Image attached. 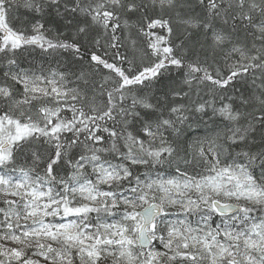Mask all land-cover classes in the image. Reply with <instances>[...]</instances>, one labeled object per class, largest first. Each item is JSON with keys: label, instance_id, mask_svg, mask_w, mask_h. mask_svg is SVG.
I'll list each match as a JSON object with an SVG mask.
<instances>
[{"label": "snow or ice", "instance_id": "obj_1", "mask_svg": "<svg viewBox=\"0 0 264 264\" xmlns=\"http://www.w3.org/2000/svg\"><path fill=\"white\" fill-rule=\"evenodd\" d=\"M198 2L203 17L180 19L178 0H0V264H264V0ZM20 9L55 10L70 39L50 37L39 19L14 28ZM193 44L205 62L187 59ZM126 45L131 57L120 54ZM28 48L87 55L89 70L21 68ZM170 67L188 88H170L172 97L195 88L196 100L168 107L167 93L156 103L141 94ZM249 77L217 107L216 90ZM202 85L212 99L200 98ZM209 110L220 124L188 141ZM163 164L176 174L152 177Z\"/></svg>", "mask_w": 264, "mask_h": 264}, {"label": "trees", "instance_id": "obj_2", "mask_svg": "<svg viewBox=\"0 0 264 264\" xmlns=\"http://www.w3.org/2000/svg\"><path fill=\"white\" fill-rule=\"evenodd\" d=\"M180 4L183 5L182 9H178L180 12V19H187L189 17L196 18V17H203L204 15V8L199 4L198 0H178ZM63 9L61 8V11ZM172 20H173V27L175 30V34L179 35L181 38H183L184 35V29L185 26L178 23V19L176 16V11H174L172 14ZM41 20V22L45 23V28L49 29L48 35L50 37L56 36L58 33H62L61 39H70L73 29L69 26H66V20L61 18L60 16L56 15L55 10H46L44 14L36 16L34 14L28 13L24 9H20L19 12L13 13L12 17L10 18V23L14 28H24L26 25L24 24L25 20H30L31 22H35V20ZM27 27L30 28V25ZM158 32H161V30L157 29ZM189 32L195 33L193 35L192 39L193 41L200 39L203 40V33L197 32L196 29H188ZM161 34H164L161 32ZM244 33L241 30L239 32V37L236 38H243ZM174 43H178L179 41L174 38ZM103 43V41H102ZM88 47H91L88 45ZM137 47H143L142 43L138 41ZM97 51V53L101 56H104L106 59L109 60V62L112 61L111 54L105 56V49L103 47L99 49H93ZM84 49L82 48V52ZM210 52V50H208ZM184 50L178 49L177 55L183 54ZM121 55H127L128 57L132 56V51L130 46L126 45L125 47H122L120 49ZM197 54H199V59L201 62H205V56H206V50L202 49L199 44H193L190 47V50L187 54V59L194 60L197 58ZM17 60L19 62V65L21 68L25 69H31L36 68L39 71V66L43 65L45 68V71L49 69H57L60 71H75L79 72L81 69L89 70L88 69V61H87V55H85V59L83 61H77L74 59L73 54L70 52H64L61 51L59 53H54L52 55H45L40 52V50L28 48L21 52L17 53ZM5 57L0 54V83H4V77L3 72L6 70L5 68ZM217 61L219 62V67L222 71L223 75H227V69L223 65V61L217 57ZM139 63V60L137 61ZM206 63L210 66L209 70L213 73L215 72L216 63L213 62V59L211 55H208V59ZM123 67L127 68L128 65L125 63ZM107 70H104L102 73L95 74L94 78L97 82L102 78L103 75H107ZM183 70L176 69L174 67H170L169 69L163 71V78L160 82H153L152 85L149 87L143 89V92L141 94H148L151 97V100L153 103H156L157 100H162V97L165 93L168 94L167 98V106L171 107L173 104H189L192 100L197 99L196 90L195 88L189 92L188 97L184 99L180 98H173L171 95L170 88H181V81L183 80ZM172 81H175V84H172ZM249 81L250 77L245 80L244 78H240L233 82L226 90L220 91L216 90L215 93V100L217 107L220 106L221 97H223V102L228 103L230 102L228 97H233L235 99L238 95L239 90H244L249 87ZM139 88H143V86H138ZM209 87L211 85L205 87L201 86L199 91V96L202 99H212V94L209 93ZM137 89H133V91H136ZM183 91H188V88L186 86L182 87ZM22 91V89H20ZM2 107V105H0ZM165 117H167V112L165 111ZM220 124V120L216 117H212L211 110L208 111L206 116L200 117L198 121V125L194 126L196 129L198 128L200 132H204L202 128L206 129V134L211 135L214 131L217 125ZM190 129H186V131L183 133V135L187 138L190 134ZM259 144H257V147L253 149V151L258 150ZM239 149H237L238 151ZM165 164L163 165H157L155 168L151 170V175L155 176L158 173L167 172L168 170H165ZM137 173L143 174L148 169L144 168L143 166L138 167L135 169ZM143 178V176H142Z\"/></svg>", "mask_w": 264, "mask_h": 264}, {"label": "rangeland", "instance_id": "obj_3", "mask_svg": "<svg viewBox=\"0 0 264 264\" xmlns=\"http://www.w3.org/2000/svg\"><path fill=\"white\" fill-rule=\"evenodd\" d=\"M202 129L204 130V132H200V130L198 128L197 129L195 128V130L190 129L189 131H190L191 135H188L187 140L192 141L198 137H203V136L207 135L206 129L205 128H202ZM164 166H165V170H168L167 172L165 171L162 173L166 178L176 174L174 167H169L168 164H165ZM193 167H194V165H190L188 170L191 171ZM152 177H156V175L152 176ZM91 215H92V219L95 220V214L93 213ZM118 218L119 217H117V219ZM178 218L184 219L185 217L183 215H180V216L173 215V216L168 217V219H172V220H175ZM187 219L192 222L193 226H196V222L199 220V217L198 216H189V217H187ZM214 219L216 220V222H218V218H214ZM157 247H159L158 242H157Z\"/></svg>", "mask_w": 264, "mask_h": 264}]
</instances>
